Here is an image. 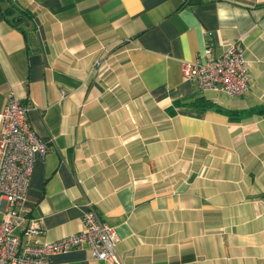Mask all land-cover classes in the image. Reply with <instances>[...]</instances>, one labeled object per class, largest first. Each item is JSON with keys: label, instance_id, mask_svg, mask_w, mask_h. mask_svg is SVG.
Masks as SVG:
<instances>
[{"label": "crops", "instance_id": "obj_1", "mask_svg": "<svg viewBox=\"0 0 264 264\" xmlns=\"http://www.w3.org/2000/svg\"><path fill=\"white\" fill-rule=\"evenodd\" d=\"M231 42L241 95L182 77ZM10 93L46 144L23 200L40 242L90 205L121 264H264V0H0V110Z\"/></svg>", "mask_w": 264, "mask_h": 264}, {"label": "built area", "instance_id": "obj_2", "mask_svg": "<svg viewBox=\"0 0 264 264\" xmlns=\"http://www.w3.org/2000/svg\"><path fill=\"white\" fill-rule=\"evenodd\" d=\"M99 65L100 60L95 59L92 69ZM182 77L200 90L241 95L247 87L243 47L231 42L213 54L206 46L183 64ZM45 149V142L27 123L26 107L8 94L0 110V264H52V255L78 247L88 248L92 257L108 264H121L113 228L90 205L81 214L80 230L54 241L38 240L42 232L39 219L28 215L23 200L33 163Z\"/></svg>", "mask_w": 264, "mask_h": 264}, {"label": "trees", "instance_id": "obj_3", "mask_svg": "<svg viewBox=\"0 0 264 264\" xmlns=\"http://www.w3.org/2000/svg\"><path fill=\"white\" fill-rule=\"evenodd\" d=\"M6 11H7V13L8 14H11L12 12H17V17L19 16V17H23L24 15H28L29 17H30V13H29V11L28 10H26V9H20V8H17V7H14L13 5H10L9 4V6L6 8ZM14 19H15V17H14ZM20 19H23V18H20ZM230 111H229V115H230ZM234 113V112H233Z\"/></svg>", "mask_w": 264, "mask_h": 264}, {"label": "rangeland", "instance_id": "obj_4", "mask_svg": "<svg viewBox=\"0 0 264 264\" xmlns=\"http://www.w3.org/2000/svg\"><path fill=\"white\" fill-rule=\"evenodd\" d=\"M205 92H207V91H205ZM205 92H204V93H205ZM207 94H208V93H206V95H207ZM213 95H214V97H215L216 100L221 99L220 96H217V95L214 94V93H213Z\"/></svg>", "mask_w": 264, "mask_h": 264}]
</instances>
